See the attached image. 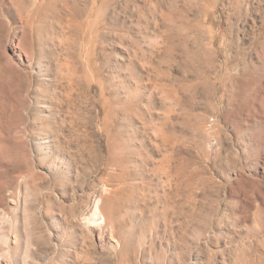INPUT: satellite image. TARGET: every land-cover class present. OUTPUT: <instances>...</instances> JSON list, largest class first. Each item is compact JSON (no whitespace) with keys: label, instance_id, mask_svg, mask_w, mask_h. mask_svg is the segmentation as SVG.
<instances>
[{"label":"rangeland","instance_id":"rangeland-1","mask_svg":"<svg viewBox=\"0 0 264 264\" xmlns=\"http://www.w3.org/2000/svg\"><path fill=\"white\" fill-rule=\"evenodd\" d=\"M19 195L30 264H264V0H0Z\"/></svg>","mask_w":264,"mask_h":264},{"label":"bare ground","instance_id":"bare-ground-1","mask_svg":"<svg viewBox=\"0 0 264 264\" xmlns=\"http://www.w3.org/2000/svg\"><path fill=\"white\" fill-rule=\"evenodd\" d=\"M24 186L27 188V183H24ZM96 197L82 211L80 216L81 221L89 227L95 226L96 224L102 225L106 222V216L100 199H98V196ZM3 200L9 207H0V243L2 242L4 244L0 249V264H30V258L39 261L38 259L42 258L49 251L48 240L41 233L36 238L34 236L39 226L29 222L32 215L30 216L27 196L18 197L16 200L8 196L7 198L3 197ZM21 216L24 219L22 220L26 222L25 225L23 224L25 227L22 226ZM22 246H25L24 251L22 250ZM44 259L46 260V257Z\"/></svg>","mask_w":264,"mask_h":264}]
</instances>
